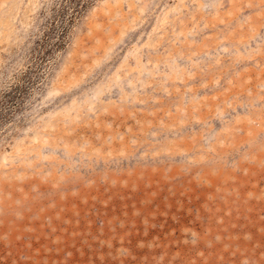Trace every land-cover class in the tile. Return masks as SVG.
Instances as JSON below:
<instances>
[{
  "label": "rangeland",
  "instance_id": "obj_1",
  "mask_svg": "<svg viewBox=\"0 0 264 264\" xmlns=\"http://www.w3.org/2000/svg\"><path fill=\"white\" fill-rule=\"evenodd\" d=\"M0 264H264V0H0Z\"/></svg>",
  "mask_w": 264,
  "mask_h": 264
}]
</instances>
